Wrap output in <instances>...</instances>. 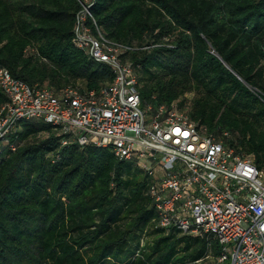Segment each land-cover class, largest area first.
<instances>
[{
  "label": "trees",
  "instance_id": "trees-1",
  "mask_svg": "<svg viewBox=\"0 0 264 264\" xmlns=\"http://www.w3.org/2000/svg\"><path fill=\"white\" fill-rule=\"evenodd\" d=\"M86 9L93 33L134 49L125 60L137 68L143 106L179 102L264 171V0H0V66L30 87L107 86L111 69L74 41ZM6 102L0 92V110ZM63 140L52 125L25 120L9 138L15 151L0 141V264H198L218 255L210 239L157 227L151 179L133 163Z\"/></svg>",
  "mask_w": 264,
  "mask_h": 264
},
{
  "label": "built area",
  "instance_id": "built-area-1",
  "mask_svg": "<svg viewBox=\"0 0 264 264\" xmlns=\"http://www.w3.org/2000/svg\"><path fill=\"white\" fill-rule=\"evenodd\" d=\"M88 17V9L78 16L74 41L111 69L113 81L99 91H54L30 87L0 66L7 98L0 141L15 151L10 135L20 122L36 120L52 125L63 145L108 148L151 179L157 227L217 244L218 255L210 251L198 264H264V171L193 122L179 102L143 106L137 68L125 60L134 49L93 33Z\"/></svg>",
  "mask_w": 264,
  "mask_h": 264
},
{
  "label": "rangeland",
  "instance_id": "rangeland-1",
  "mask_svg": "<svg viewBox=\"0 0 264 264\" xmlns=\"http://www.w3.org/2000/svg\"><path fill=\"white\" fill-rule=\"evenodd\" d=\"M134 46H136L135 44H133ZM194 96L193 95H187L185 98H184V107L186 108H190L191 106V103H192V100H193ZM150 166V165H149Z\"/></svg>",
  "mask_w": 264,
  "mask_h": 264
}]
</instances>
